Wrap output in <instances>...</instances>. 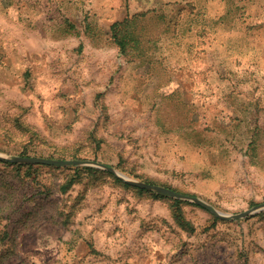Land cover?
<instances>
[{"label":"rangeland","instance_id":"rangeland-1","mask_svg":"<svg viewBox=\"0 0 264 264\" xmlns=\"http://www.w3.org/2000/svg\"><path fill=\"white\" fill-rule=\"evenodd\" d=\"M24 154L264 203V0H0V155ZM0 264H264V209L0 158Z\"/></svg>","mask_w":264,"mask_h":264},{"label":"water","instance_id":"water-1","mask_svg":"<svg viewBox=\"0 0 264 264\" xmlns=\"http://www.w3.org/2000/svg\"><path fill=\"white\" fill-rule=\"evenodd\" d=\"M0 158H5L8 160H11L14 162H20V163L46 164V165H53V166L94 165L97 167H104V168L108 169L109 171L115 173L119 177L123 178L125 181H127L128 183H130L132 185L139 186L141 188H145V189L152 190V191H157V192H160V193H163L166 195H170V196H173L176 198H182V199L194 201L197 204L207 208L208 210L212 211L216 215L221 216L223 218H230V219L231 218H241V217L247 216L248 214H250L254 211L264 209V203H261L255 207H253L251 209H247L241 213L227 214V213H224V212L218 210L215 206L204 201L203 199H201L200 197H198L196 195L184 193V192L175 190V189L167 187V186L157 185V184H152L149 182H142V181L132 179V178L128 177L127 175H125L124 173L115 169L113 166L101 163L99 161H89V160L80 159V158L65 159V158H50V157L31 156V155H16L13 157H5L3 155H0Z\"/></svg>","mask_w":264,"mask_h":264},{"label":"trees","instance_id":"trees-1","mask_svg":"<svg viewBox=\"0 0 264 264\" xmlns=\"http://www.w3.org/2000/svg\"><path fill=\"white\" fill-rule=\"evenodd\" d=\"M137 21V15H135L133 18H127L123 21H117L113 24V36L115 38V41L118 43V45L121 47L123 52H126L128 49V46L131 43H136L139 42L138 40H136V36L133 35L132 31L130 30V28L128 26L125 27L124 31L121 33L122 28L120 27L121 25H129V23H136ZM121 33V34H120ZM24 155H29V154H24ZM50 158H54L52 156H50ZM91 170H96L97 168L94 167H88ZM119 181H122L121 179L117 178ZM126 185H129L127 183H125ZM138 188V187H137ZM140 189V188H139ZM140 190H144V189H140ZM177 202H179V200H176Z\"/></svg>","mask_w":264,"mask_h":264}]
</instances>
